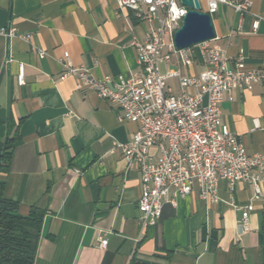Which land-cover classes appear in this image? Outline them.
Listing matches in <instances>:
<instances>
[{"label":"crops","instance_id":"crops-1","mask_svg":"<svg viewBox=\"0 0 264 264\" xmlns=\"http://www.w3.org/2000/svg\"><path fill=\"white\" fill-rule=\"evenodd\" d=\"M249 1L247 13L221 5L210 16L215 37L208 41L230 63L241 52L247 68L264 73V0ZM255 16L262 21L254 32ZM145 30L115 0H0V165L6 139L15 138L0 182L20 214L45 212L33 264H264V186L253 201L250 184L231 192L218 181L213 204L195 188L175 206L164 204L154 226L142 227L139 171L114 148L130 142L137 126L119 122L120 109L94 92L76 90L74 76L62 78L64 55L95 79L136 73L133 43ZM181 70H202L197 51L194 65ZM168 85L179 91L175 80ZM220 121L248 154L263 153L264 79L225 96ZM232 203L253 204L248 232L240 233ZM100 238L105 249L97 247Z\"/></svg>","mask_w":264,"mask_h":264},{"label":"built area","instance_id":"built-area-1","mask_svg":"<svg viewBox=\"0 0 264 264\" xmlns=\"http://www.w3.org/2000/svg\"><path fill=\"white\" fill-rule=\"evenodd\" d=\"M115 1L146 25L142 40L133 43L139 70L127 76L95 79L73 67L64 55L62 78L74 76L76 90L94 92L120 109L119 122L137 126L130 142L114 143V148L121 150L129 168L139 171L137 208L142 227L154 226L164 204L175 206L178 198L188 197L195 188L201 200L216 203L218 181H225L231 192L237 183L246 182L253 189V201L259 200L264 186V152L247 153L238 137L221 123L220 106L225 96L250 91L261 83L264 73L247 68L241 52L230 63L227 54L210 41L177 49L174 33L188 12L179 0ZM203 1L210 16L221 5L239 13H247L251 7L249 0L237 4L228 0ZM261 21V17H254L252 31L258 30ZM195 51L201 57L202 70L196 75L183 74L181 69L194 65ZM168 65L174 67L162 71V66ZM171 80L177 82V93L168 85ZM17 83L25 84L21 67ZM228 99L232 100L230 96ZM232 207L240 213V233L248 232L253 204L242 208L232 203ZM106 246L107 241L100 238L97 247Z\"/></svg>","mask_w":264,"mask_h":264},{"label":"trees","instance_id":"trees-1","mask_svg":"<svg viewBox=\"0 0 264 264\" xmlns=\"http://www.w3.org/2000/svg\"><path fill=\"white\" fill-rule=\"evenodd\" d=\"M14 140L6 139L2 149L1 161L6 167ZM3 191L4 184L0 182V264H33L45 212L31 207L22 215L19 203L6 199Z\"/></svg>","mask_w":264,"mask_h":264},{"label":"water","instance_id":"water-1","mask_svg":"<svg viewBox=\"0 0 264 264\" xmlns=\"http://www.w3.org/2000/svg\"><path fill=\"white\" fill-rule=\"evenodd\" d=\"M188 8L186 16L182 19V25L174 33L173 41L177 49H186L195 44L212 40L215 33L211 17L201 11L198 0H179Z\"/></svg>","mask_w":264,"mask_h":264},{"label":"rangeland","instance_id":"rangeland-1","mask_svg":"<svg viewBox=\"0 0 264 264\" xmlns=\"http://www.w3.org/2000/svg\"><path fill=\"white\" fill-rule=\"evenodd\" d=\"M200 3H201V6H202L201 11H203V2H202V0H200ZM167 40H169L168 37H167Z\"/></svg>","mask_w":264,"mask_h":264}]
</instances>
